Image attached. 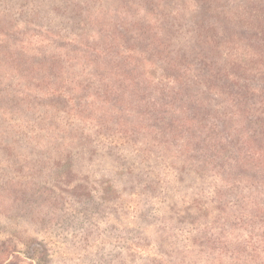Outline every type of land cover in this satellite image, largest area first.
Segmentation results:
<instances>
[{"label": "rangeland", "instance_id": "obj_1", "mask_svg": "<svg viewBox=\"0 0 264 264\" xmlns=\"http://www.w3.org/2000/svg\"><path fill=\"white\" fill-rule=\"evenodd\" d=\"M32 32L40 34L29 46ZM115 38L136 62L153 64V88L174 100L180 93L178 106L198 118L194 128L207 127L201 133L224 136L232 149L241 144L234 130L244 128L264 144V0H0V264H178L183 256L196 262L206 254L207 243L195 240L208 237L212 221L189 199L210 183L185 170L176 174L178 196L164 193L151 205L146 195L164 191L172 169L143 163L130 143V152L118 153L128 145L115 148L117 136L65 126L72 122L65 106L50 108L35 96L29 102L19 77L4 79L14 65L58 64L66 48L97 65L98 47ZM96 73L103 74L87 68L82 78ZM44 74L37 79L57 80ZM138 110L130 114L121 106V119L144 125ZM150 125L178 130L170 122ZM201 152L195 148L192 155ZM250 169L241 171L244 179L264 184V172ZM225 189L235 202L233 188Z\"/></svg>", "mask_w": 264, "mask_h": 264}, {"label": "trees", "instance_id": "obj_2", "mask_svg": "<svg viewBox=\"0 0 264 264\" xmlns=\"http://www.w3.org/2000/svg\"><path fill=\"white\" fill-rule=\"evenodd\" d=\"M130 8L129 6L124 7L123 13L128 12ZM88 11L90 12V8ZM126 16H128L127 13ZM34 33H30L29 46L38 42L34 37H37L40 32ZM98 48L100 50L97 55L102 59L100 58L101 63L97 65L94 60L87 59L85 56H77L72 53L73 49L66 48L64 58L56 60L58 64L51 62L46 65L41 62L32 66L14 65L12 68L14 70L18 68L21 72H14L13 69L6 70L4 79L11 76L19 77V85H22L21 82L25 84L23 94L29 102L35 96L36 99L42 98L50 102L48 105L50 108H56L50 106L57 105L56 103L65 106L66 109L62 112L72 118L71 124L66 123L65 126H78L79 123L84 132L93 130L95 134L103 135L100 138H106L105 135L113 138L117 136L119 142L115 140V148L120 150V147L130 143L132 152L137 153L136 156H140L139 159H142L143 163L155 164L154 166L159 163L161 166L172 169L174 172L171 176L168 175L165 179H161L162 184L165 185L163 189L165 192L156 189L155 192L151 191L146 195L151 205L157 204L162 194L167 195L168 192L174 191L175 183H178L176 174L185 170H190L201 180L210 183L208 185L212 188H202L196 194L197 198L193 197L195 191L193 190L191 199H189L193 204L190 205L192 209L203 214L204 221H212L209 224L211 227L205 231L208 232V237L195 240V242L207 243L206 254L200 253L201 257L197 258L196 262L185 260L192 256L182 255L184 259H179L182 262L178 264H264V184L259 185L255 183V180L244 179L242 174L243 170L248 167L252 168L250 169L252 171L259 169L264 172V144L259 143L250 135L253 130L246 131L243 128L239 133L235 129V134L238 135L241 144L228 149L224 136L214 134L213 138H209L200 131L202 129L205 132L207 127L199 125L194 128V123L198 121V118L196 114L191 116L185 109L180 108L181 105L178 106L180 102H183L179 97L180 93L175 94L178 98L174 100L175 97L165 96L163 90L152 87L155 80L148 75V69H151L153 64L141 63L145 58L136 62L130 56L133 55L132 49L126 48L117 38L109 40L107 44ZM79 53L78 50L77 54ZM104 57L107 61H104ZM82 60L88 61L87 67H83ZM90 67L95 72L100 68L103 74L96 73L93 80L83 79L82 76ZM44 72V75H56L57 80L53 82L49 78L44 81L38 80L37 77ZM172 79L182 85V77L176 76ZM0 81L3 80L0 78ZM232 84L237 86L234 81ZM2 86L0 83V89ZM36 93L41 96H36ZM168 100L170 105H167ZM114 101L116 103L111 105ZM121 106L124 110H130V114L139 109L143 117L140 120L145 124L132 125L129 118L121 119L124 113L121 111ZM126 116L130 117L128 113ZM153 120H158L163 124L173 123L177 125L178 130L165 133L163 130L149 129L148 127H153L150 125ZM180 123H184L182 127L185 129H179L181 128L178 125ZM82 135L86 141L89 140L86 135L83 133ZM164 136L177 144L171 145L163 138ZM71 137L73 140L77 138L73 135ZM204 137L209 144L202 145L200 139ZM121 138L127 141L120 142ZM177 145L180 148L177 149ZM128 148L129 145L118 153L130 152ZM195 148L202 151L199 157L192 155ZM235 152L238 156L236 159L231 156ZM160 154L166 162L163 163L159 157ZM175 165L182 169L176 168ZM168 178L167 184L166 179ZM228 187L233 188L235 202H231V195L227 196L231 193L225 189ZM174 192L176 193L173 195L178 196L179 191ZM162 223H165L164 219ZM165 226L166 224L160 228L165 230ZM247 231L249 233L246 236ZM256 232H261V234H256ZM165 234L167 232H162V235ZM190 248V246L187 247V249Z\"/></svg>", "mask_w": 264, "mask_h": 264}]
</instances>
